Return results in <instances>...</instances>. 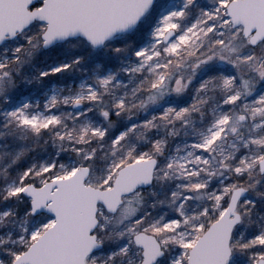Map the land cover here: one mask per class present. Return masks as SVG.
<instances>
[{"label": "snow or ice", "instance_id": "snow-or-ice-1", "mask_svg": "<svg viewBox=\"0 0 264 264\" xmlns=\"http://www.w3.org/2000/svg\"><path fill=\"white\" fill-rule=\"evenodd\" d=\"M0 264H264V0H0Z\"/></svg>", "mask_w": 264, "mask_h": 264}]
</instances>
